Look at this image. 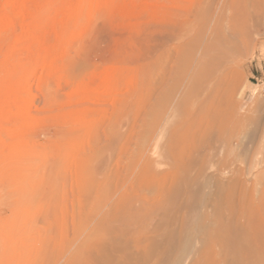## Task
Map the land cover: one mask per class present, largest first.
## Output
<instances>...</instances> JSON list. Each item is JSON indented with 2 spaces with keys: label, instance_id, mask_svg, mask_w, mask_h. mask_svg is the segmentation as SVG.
<instances>
[{
  "label": "rangeland",
  "instance_id": "rangeland-1",
  "mask_svg": "<svg viewBox=\"0 0 264 264\" xmlns=\"http://www.w3.org/2000/svg\"><path fill=\"white\" fill-rule=\"evenodd\" d=\"M210 5L229 40L220 114L263 115L264 0H0V264H173L215 180L242 173L238 204L258 187L246 123L196 118L212 67L193 59L194 19ZM150 175H167L163 209Z\"/></svg>",
  "mask_w": 264,
  "mask_h": 264
},
{
  "label": "bare ground",
  "instance_id": "bare-ground-1",
  "mask_svg": "<svg viewBox=\"0 0 264 264\" xmlns=\"http://www.w3.org/2000/svg\"><path fill=\"white\" fill-rule=\"evenodd\" d=\"M84 2H85V0H84ZM88 2H86V3L88 4ZM213 2H215V1H213ZM88 5L90 6V4H88ZM213 6L210 5L207 7V9H205V10L203 9L204 11H202L201 14L199 13L200 15L198 14L199 16H197L194 19V23L198 26L199 29H198V35L196 34L197 39L194 41V43L196 44L195 45L196 50H195V56L193 57V59L196 62L197 66L203 65V64H205V65L208 64L207 66L212 67V71L209 72V74L202 80L203 82L201 81L202 82L201 85H202L203 90H201L202 89L201 86L199 87L200 90H198L201 92V95H199L200 98L197 102L198 107H197V110L195 113L196 118H198V119H208L209 118L210 122L213 124V123L219 121V119L222 117L220 119V122H221V124H223V126H224V124L228 125L231 122L234 123L235 121H238L241 124L246 123V131L247 132H246V143H245L244 151L246 150V152H248L249 150L251 151L252 148L253 149L255 148L256 150L259 149V151L262 149V152H263L264 151V116H263L264 114L263 115H258V114L246 115V119H242L240 117L233 116L234 115L233 110H231V109L229 111H227L228 113L225 112L227 114H225L223 116H221V114H220V112H221L220 106L222 104V102H221L222 101V98H221L222 91H223L224 87L229 85V79H230V73H229L230 71L227 68V60L225 59V57L222 54L223 48H224V46H226L225 42H227L229 40L225 41L226 40V38H225V40L223 39L225 41L224 42L221 38L222 36H220V34H219V32H217L218 30H216V28L211 27V29H210V26L212 24V20L214 19L213 15H215L214 14L215 10L213 9ZM92 8H93V6H92ZM85 9H87V8H85ZM219 20H221V19H219ZM215 24L217 25V23H215ZM185 27L187 28L186 24H185ZM216 27H218V26H216ZM195 28H197V27H195ZM190 29H191V27H190ZM190 31H192V30H190ZM235 31H236V29L232 26L231 32L235 33ZM233 35H235V34H233ZM188 36L189 35H187V38H188ZM236 36H237V34H236ZM223 37H225V36L223 35ZM184 39H185V36H184V34H182L180 36V38L178 39L179 44L184 43L183 42ZM158 49L159 48L156 45L154 47L155 53L158 52ZM161 49H160V51H161ZM157 60L159 61V59H157ZM193 65L196 66L194 63H193ZM153 73H154V71H153ZM228 120H230V122H227ZM244 125H242V126H244ZM187 129L189 131V129H192V127L189 126V128L187 127ZM188 134L189 135L191 134V130L189 131ZM188 140H189V136H188ZM251 152H253V150ZM253 154H255V153H253ZM263 170H264V168H263ZM147 172H144V173L149 174ZM216 172L218 173L217 170H216ZM235 172H236L235 175L238 178L229 179V178H226L225 177L226 175H225L224 177L220 178L221 181L220 180L214 181V183H213L214 189H212L213 192H212V194L210 193L211 195H210L209 199L201 207L202 208V211H201L202 219L200 221H198L195 225H193L195 228H194L193 232L191 231L192 232L191 234H189V233L184 234V238L188 242L187 245L184 244L181 239H179V242L176 243L177 248L180 249L179 254H180L181 258H179L173 264H264L263 258L262 259L256 258V255L264 253V171L260 172L261 174L257 175L256 181L253 182L258 187H254V188H252L251 191H248L247 190L248 186H246V194H244L246 199L242 200L243 202H241L240 201L241 198H240L239 204H238V201L236 203V199L238 198V196L242 190L243 183L240 182L241 181L240 176L242 175V173H240L239 170H237ZM201 178H202V176H201ZM149 180H151L153 182L154 187L156 188L155 189L156 192L154 195H157V196H156V202H154V204L156 203V205H157L156 208L163 209V206L165 205L164 202L166 200V197L168 196V194H167L168 189H166V185H167V181H168L167 175L166 176H155V177L150 175ZM241 197H242V195H241ZM147 204H149L148 201H147ZM137 206H138V204H137ZM150 206L153 207L151 204H150ZM129 208L130 207L128 206V209ZM131 210H133V209L130 208L129 211L131 212ZM150 210H152V209H150ZM157 210L158 209H156V211ZM111 212L112 211H110L104 215L101 214L102 217L100 218V220L98 218L99 221L96 219L97 225H98V226H96L97 229H100V230L102 229V232L104 230H106V231L111 230V232L113 231V228H111V223H112V221H115V219L113 217L114 213L112 214ZM135 215L138 216L137 214H135ZM118 218L116 221H121L120 223H122V224H124L126 222L127 227H130V228L132 227V224H131V222L133 221L132 215L126 217V216H124V212H123L122 214H120V216ZM198 218H199V216H198ZM205 220H207V221H205ZM94 223H96V221ZM179 223H180V219H179ZM135 224L137 225L136 222H135ZM182 226L185 227V223H183ZM186 226H188V225H186ZM140 227H144V225L143 226L141 225ZM184 227H183V230H182V228L180 230V236H182L184 231L186 232V230H188V229L184 230ZM132 229L133 228H131V230ZM137 233L138 232H136L135 235H137ZM142 233L146 234L145 231H143ZM144 234H142V235H144ZM177 234H178V232H177ZM174 235H175V233H174ZM145 236H146V241H148L147 240V238H148L147 234ZM136 237H138V236H136ZM139 239L135 241L137 255L140 252V249L142 248L141 246L143 245V241H141ZM143 239H144V237H143ZM151 241H153V240H151ZM154 244H156V243H154ZM93 245L94 244L92 243L91 246H93ZM96 247H97V245H96ZM93 249H94V247H93ZM90 250H92V249H90ZM97 250H98V248H97ZM79 251H78V253H79ZM148 251H147V253H148ZM165 251L166 250L164 249V252ZM86 252L84 251V253H83V251H82L84 256H86L85 254L88 255V253H86ZM93 256H95V255H93V253L91 255L89 254V258H88L89 261L87 259L89 264H92L93 260L96 259ZM82 257L83 256H80V258H82ZM83 258L86 260L87 257L86 258L83 257ZM135 258H136V256H135ZM135 258H134V256L130 257V259L128 260V264H132L134 262ZM147 258L148 257H146V259ZM84 259H80V262L79 261L78 262L80 264H82L85 261ZM82 260H84V261L82 262ZM85 264H87V262Z\"/></svg>",
  "mask_w": 264,
  "mask_h": 264
}]
</instances>
